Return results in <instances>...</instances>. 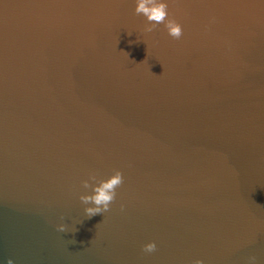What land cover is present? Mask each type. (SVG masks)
I'll list each match as a JSON object with an SVG mask.
<instances>
[{
	"label": "water",
	"instance_id": "95a60500",
	"mask_svg": "<svg viewBox=\"0 0 264 264\" xmlns=\"http://www.w3.org/2000/svg\"><path fill=\"white\" fill-rule=\"evenodd\" d=\"M134 10L0 0V260L264 264V0H168L179 39Z\"/></svg>",
	"mask_w": 264,
	"mask_h": 264
},
{
	"label": "clouds",
	"instance_id": "9594fccd",
	"mask_svg": "<svg viewBox=\"0 0 264 264\" xmlns=\"http://www.w3.org/2000/svg\"><path fill=\"white\" fill-rule=\"evenodd\" d=\"M135 13L143 15L148 22L144 28L145 32H151L158 24H163L169 36L174 39H179L183 34V29L180 23L176 20L168 18V0H134ZM131 35V33H129ZM96 181L94 175H90L88 180L82 182L84 189H91L90 192L83 193L79 196L80 202L85 205L83 213L85 218H92L97 214H103L109 210L111 202L116 197V188L123 183V175L119 170L106 179ZM123 207V206H121ZM57 231L66 232V225L61 223L57 225ZM76 231V228L73 232ZM156 250V243L149 242L143 245V251L151 253ZM251 264H255L256 257H249ZM0 264H14L12 259L7 261L0 260ZM194 264H203L202 260H196Z\"/></svg>",
	"mask_w": 264,
	"mask_h": 264
}]
</instances>
